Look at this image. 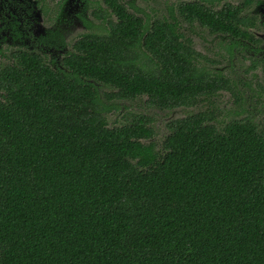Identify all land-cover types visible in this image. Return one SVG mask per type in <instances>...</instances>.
<instances>
[{"label":"trees","instance_id":"1","mask_svg":"<svg viewBox=\"0 0 264 264\" xmlns=\"http://www.w3.org/2000/svg\"><path fill=\"white\" fill-rule=\"evenodd\" d=\"M103 1L117 21L67 70L21 53L0 72V264H264V103L261 124L239 105L170 121L157 149L152 118L120 103L174 111L235 88L174 25ZM177 9L244 37L238 11Z\"/></svg>","mask_w":264,"mask_h":264},{"label":"rangeland","instance_id":"2","mask_svg":"<svg viewBox=\"0 0 264 264\" xmlns=\"http://www.w3.org/2000/svg\"><path fill=\"white\" fill-rule=\"evenodd\" d=\"M185 0H125L133 8L137 10L138 14H142L148 17L152 15L157 16L156 18H161L166 15L167 11L172 8L174 13H176L177 4L184 2ZM98 6L94 4L93 0H73L69 6V9L73 12L65 14L67 22L63 24V21H56L51 25H44L42 28L46 33H58L57 40L55 44L53 43L54 38L51 37V42L48 43L49 48L45 50L50 52V56H53L54 60L62 53L63 49L68 48L72 42L77 40V38L87 32L97 33L99 28L102 26L99 24V20L95 19L92 15V11L97 10ZM130 9V8H129ZM131 10V9H130ZM167 10V11H166ZM91 13V14H90ZM178 15V14H177ZM175 14V16H177ZM179 19V18H177ZM182 33L192 42L194 50L209 60L215 61L214 64H209L211 67H217L221 70L224 77L229 81V84L235 89V96H233L228 91H220L216 93L207 101L203 100L196 106H192L186 109H177L174 111H160L157 109H152L145 107V98L138 100L134 103L125 102L120 103L119 106L126 107L127 110L146 115L153 120V128L155 130L154 138L152 142L156 145V148L161 150L163 140L168 135L166 124L170 121L182 119L185 117L192 116L204 110L215 107L214 110H218L221 113L220 118H227V114L231 113L234 109H238L235 105H239L242 110L249 112L250 115H255L256 123L261 124L262 110L264 103V68L262 66L263 61L254 59L251 49L252 47L247 42H241L245 44L243 49L237 47V51L227 50V44L230 42L229 37H212L205 36L203 31L195 25L182 24ZM229 32V29H224ZM6 36L4 37L0 34V49L3 51L6 48L23 46V43L18 39V37L9 31L4 32ZM261 31H253V36L258 38L261 35ZM34 36H38V30L33 32ZM55 47H51V46ZM259 50H263V45H258ZM258 57V55H257ZM1 60L3 58L1 57ZM252 61H257V66L255 68L251 67ZM204 66V61L200 62ZM209 68L208 66L206 67ZM101 92L109 93L111 89L109 87H99ZM237 98V100H236ZM236 101V104L234 103ZM227 113V114H226ZM120 111L109 115L108 122L111 123L115 118L120 117ZM118 116V117H117Z\"/></svg>","mask_w":264,"mask_h":264},{"label":"flooded vegetation","instance_id":"3","mask_svg":"<svg viewBox=\"0 0 264 264\" xmlns=\"http://www.w3.org/2000/svg\"><path fill=\"white\" fill-rule=\"evenodd\" d=\"M72 1L73 0H0V34L5 37V31L12 32L23 43V46L6 48L5 51L0 49V72L5 67L16 64L17 60L15 57L21 53L36 55L43 64L49 66L52 70H67L63 64L65 63V60L72 55H78V52L74 47L78 41L94 35L107 33L109 22L117 21L115 15L108 9L103 0H93L94 4L98 7L95 8L97 10L92 11V15L95 19L99 20V24L102 26L97 33L87 32L80 35L77 40L75 39V41L68 46V48L63 49L58 58L54 60L53 56H50V52L45 50V48H49L46 46H49L48 43L51 42V37L54 38L53 43L55 44L58 33H49V35L46 36L42 27L44 25H51L56 21H63V24L68 23L65 14L72 12L69 9ZM119 1L129 11H134L133 9L135 8H133L128 2H125V0ZM188 1L190 0H185L184 2ZM184 2L178 3L177 7ZM209 2L211 3H206L205 0H200L201 5L210 7L214 12L226 9H231L234 12L238 11L239 18L243 20V24L239 25V27L242 30L244 37H241L238 40L232 28L227 26L221 27V32L212 33L208 27L202 26L197 22L189 23L183 16L178 14V9H176V13H174L172 8H170L168 11L166 10V15H163L161 18H156L157 16L152 15L149 19L151 23L156 20H164L171 25H174L176 33L181 34L184 42H189V46L193 50L192 42L182 33V24L190 26L197 24V27L200 28V31L204 32L205 36L229 37L230 42L227 44V50L230 52L229 60L231 58V51H237V47L243 49L245 44H241V42H247L252 46L247 48V50L251 49L253 51L252 55L253 57H256L254 59L262 60L264 62V51L262 49L259 50L258 48V45L262 44L264 49V0H210ZM175 14L178 15L175 16ZM140 15L142 14H139V16ZM224 29H229L230 31L226 32ZM35 30H38L39 32L38 36H34L33 32ZM253 31H261L262 33L258 38H255L253 36ZM51 47L55 46L53 45ZM199 55L200 58L197 59L200 60V62L204 61L203 58L208 59L201 54ZM1 57L3 60H1ZM99 87L106 86L99 85ZM98 90H101V88H98Z\"/></svg>","mask_w":264,"mask_h":264}]
</instances>
